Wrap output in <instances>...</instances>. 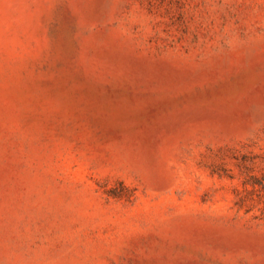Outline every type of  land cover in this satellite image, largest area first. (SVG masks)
<instances>
[{
	"label": "rangeland",
	"instance_id": "rangeland-1",
	"mask_svg": "<svg viewBox=\"0 0 264 264\" xmlns=\"http://www.w3.org/2000/svg\"><path fill=\"white\" fill-rule=\"evenodd\" d=\"M0 264H264V0H0Z\"/></svg>",
	"mask_w": 264,
	"mask_h": 264
}]
</instances>
